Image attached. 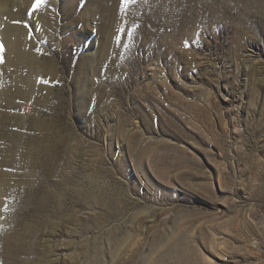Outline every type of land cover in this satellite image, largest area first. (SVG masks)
I'll use <instances>...</instances> for the list:
<instances>
[{"label": "rangeland", "instance_id": "rangeland-1", "mask_svg": "<svg viewBox=\"0 0 264 264\" xmlns=\"http://www.w3.org/2000/svg\"><path fill=\"white\" fill-rule=\"evenodd\" d=\"M42 5L0 264H264V0Z\"/></svg>", "mask_w": 264, "mask_h": 264}, {"label": "bare ground", "instance_id": "bare-ground-1", "mask_svg": "<svg viewBox=\"0 0 264 264\" xmlns=\"http://www.w3.org/2000/svg\"><path fill=\"white\" fill-rule=\"evenodd\" d=\"M34 3L35 0H0V106L4 108L12 98L21 101L35 93L30 81L36 69L32 62L33 56L26 48L27 32L24 25L26 22L33 23L37 31L41 32L42 25H48L49 20L40 10L41 6L33 10ZM5 140L4 149L0 151V165L3 167L9 165V160L19 163L23 151L22 148L19 151L18 146L12 144L14 142ZM6 189L9 190V184L6 186L0 177V203L5 200Z\"/></svg>", "mask_w": 264, "mask_h": 264}, {"label": "snow or ice", "instance_id": "snow-or-ice-1", "mask_svg": "<svg viewBox=\"0 0 264 264\" xmlns=\"http://www.w3.org/2000/svg\"><path fill=\"white\" fill-rule=\"evenodd\" d=\"M127 2V0H125ZM44 3V0H35V3L32 5L33 10L38 9L42 4ZM2 50V48H0Z\"/></svg>", "mask_w": 264, "mask_h": 264}]
</instances>
